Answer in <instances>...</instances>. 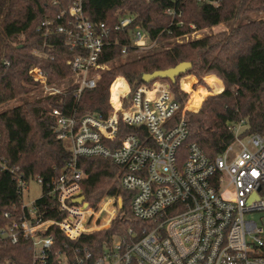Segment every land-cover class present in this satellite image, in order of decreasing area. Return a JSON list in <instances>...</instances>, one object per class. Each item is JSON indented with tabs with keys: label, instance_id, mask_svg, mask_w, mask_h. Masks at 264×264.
<instances>
[{
	"label": "trees",
	"instance_id": "trees-1",
	"mask_svg": "<svg viewBox=\"0 0 264 264\" xmlns=\"http://www.w3.org/2000/svg\"><path fill=\"white\" fill-rule=\"evenodd\" d=\"M75 1L0 0V106L39 93L33 100L0 113V233L28 215L19 179L27 184L42 180L44 194L34 202L42 220L64 217L46 194L47 184L60 174L71 156L56 138L52 112L57 109L65 115L107 114L111 108L110 86L118 77L125 78L135 90L148 84L143 81L145 74L190 62L192 68L177 77L175 83L165 81L170 83L181 108L188 102V92L192 93L189 108L198 109L204 101L197 112H185L187 142L198 144L209 157H216L232 144L235 135L231 125L245 121L243 136L264 134V20L249 21L186 43L177 42L197 31L264 13V0H89L85 16L93 23L107 18L106 29L110 30L99 64L113 66L103 71L96 88L84 91L80 99L75 98L73 86L62 94L45 95L24 84L29 70L37 68L47 76L49 85L61 84L73 76L68 61L80 51L66 45L65 34L44 37L38 27L46 20L67 26L68 10ZM125 17H132L133 22L115 31L114 26ZM136 29H143L162 48L122 62L124 47L128 55L136 52L131 47ZM188 74L197 76L201 84L205 75H216L224 90L218 79L208 78L214 90L222 92L205 99L206 90L193 91L194 78L185 77L184 91L179 81ZM39 81L33 71L27 83ZM78 167L84 173L83 195L92 207H97L105 196L122 199L123 207L113 225L76 241H70L58 227H49L40 233L54 240L45 263L37 260L32 242L23 234H18L16 243L0 237V264H61L59 253L67 255L70 264H94L115 237L125 236L130 227L139 228L140 222L130 211L131 196L119 185L121 169L103 158H80ZM86 254L90 255L88 259Z\"/></svg>",
	"mask_w": 264,
	"mask_h": 264
},
{
	"label": "built area",
	"instance_id": "built-area-1",
	"mask_svg": "<svg viewBox=\"0 0 264 264\" xmlns=\"http://www.w3.org/2000/svg\"><path fill=\"white\" fill-rule=\"evenodd\" d=\"M88 1L74 2L67 26L46 20L38 27L44 37L65 34L66 45L79 49L68 61L72 83L49 85L45 74L31 68L26 86L45 95L62 94L73 86L76 99L96 88L99 71L107 66L99 59L110 30L107 18L93 23L85 16ZM132 22V17L122 18L114 30ZM152 43L143 29L132 33L131 47L136 51ZM127 51L124 47L123 54ZM33 71L40 81L29 85L26 81ZM119 80L126 88L120 87L114 97L112 87ZM109 104L107 114L65 115L53 110L56 138L71 156L47 184L46 194L64 217L42 220L34 202L31 207L23 202L28 215L0 237L16 243L18 234H23L32 242L37 260L45 263L54 240L40 233L49 227H58L70 241L109 228L122 209V199L106 196L100 208L92 207L83 195L84 173L78 167L80 158H103L121 169L119 185L130 194V211L140 225L114 238L94 264H264V134L244 135L245 144L246 122L231 125L232 144L209 157L198 144L187 142L188 108H181L165 80L131 90L125 78L118 77L110 86ZM37 182L43 196L42 180ZM28 184L18 181L22 199ZM58 256L61 264H70L67 255Z\"/></svg>",
	"mask_w": 264,
	"mask_h": 264
},
{
	"label": "rangeland",
	"instance_id": "rangeland-1",
	"mask_svg": "<svg viewBox=\"0 0 264 264\" xmlns=\"http://www.w3.org/2000/svg\"><path fill=\"white\" fill-rule=\"evenodd\" d=\"M261 19L264 20V13H255V14H252V15L246 17V18H242V19H240V20H238V21L231 22V23H229V24H222V25H220V26H218V27L206 28V29H203V30L197 31V32L191 34L189 37L181 38V39H180L179 41H177V42H178V43H186V42H188V41H190V40H196V39H200V38H203V37H205V36H208V35H215V34H218V33L222 32V31H226V30H228V29H230V28H232V27H236V26L241 25V24H246V23H248L249 21L261 20ZM161 48H162V47H161L160 45L155 44V43H152L148 48H146V49H144V50H137L136 52H134V53L131 54V55H128V54L125 55V56L122 58L121 61H122V62H125V61L130 60V59H133V58H138V57L143 56V55H148V54H151V53L156 52L157 50H160ZM112 66H113V64H109V65H107L103 70H100L99 73L101 74L103 71L111 69ZM185 77H192V78H194V80L196 81L195 85L193 86V90H197L198 88H202V89H205V90H206L207 95H206L205 99H206L207 97H209V96L217 95V94L221 93V92L224 90L223 82H222V81H221L216 75H213V74H208V75H205V76L203 77L202 80H203L204 84H201V83L199 82V78H198L197 76L193 75V74H188V75L183 76V77L180 79V81H179V85H180V88H181L182 90H183V88H182V80H183ZM208 78H216V79H218V80L221 82V84L223 85V89H222V91H221V92H217V91H215L214 88H213V87L210 85V83L208 82ZM26 83H27V81H26ZM71 83H72V80H71V79H68V80H65L64 82H62V83L59 84V85H60L61 87H66V86H69ZM27 84H29V83H27ZM29 85H31V84H29ZM37 90H38V89H37ZM39 91H40V90H39ZM41 92H42V91H41ZM186 92H187V91H186ZM37 95H39L38 92L33 93V94H31V95H29V96H27V97L21 98V99H14V100H12V101H9V102H7V103H5V104H3V105L0 106V113H3V112H5V111H7V110H9V109H12V108H14V107H17V106L23 104L25 101L33 100ZM188 95H189V98H188V102H187V104H186V107L188 108L187 110L190 109L189 111H192L191 108H189V106H188V103H189V101H190V99H191V95H192V93H189V92H188ZM205 99H204V100H205ZM203 102H204V101H203ZM203 102H202V104H203ZM202 104L200 105V108H201ZM200 108L195 109L193 112H197L198 110H200ZM242 142L246 144V143L248 142V137L243 136V137H242ZM27 187H28V191H25V192H24V195H23V202H24V204H25L27 207H31V204H32L33 202H35L36 200H38V199L41 197V195H42V188H41V186L39 185V183H38L37 181H35V180L30 181ZM105 198H106V196H105V197H104V198L98 203L97 208H98V207H99V208L101 207V204H102V202H103V200H104ZM116 198H120V197H116ZM122 207H123V202H122ZM117 216H118V213H117L116 217H117ZM251 216H252L251 219H257V216H258V215H251ZM116 217H115V218H116ZM115 218H114V219H115ZM113 222H114V220H113ZM113 222H112L111 226L113 225ZM111 226H110V227H111ZM110 227H109V228H110ZM109 228H107V229H109ZM101 230H102V229H101ZM101 230H99V231H101ZM96 232H97V231H96ZM115 238H116V237H115Z\"/></svg>",
	"mask_w": 264,
	"mask_h": 264
},
{
	"label": "water",
	"instance_id": "water-1",
	"mask_svg": "<svg viewBox=\"0 0 264 264\" xmlns=\"http://www.w3.org/2000/svg\"><path fill=\"white\" fill-rule=\"evenodd\" d=\"M191 68L192 64L190 62H182L179 63L177 66L167 70L155 71L151 74H145L143 76V81L145 83H150L156 79H168L172 83H175L177 77H179L181 74L186 73Z\"/></svg>",
	"mask_w": 264,
	"mask_h": 264
},
{
	"label": "bare ground",
	"instance_id": "bare-ground-1",
	"mask_svg": "<svg viewBox=\"0 0 264 264\" xmlns=\"http://www.w3.org/2000/svg\"><path fill=\"white\" fill-rule=\"evenodd\" d=\"M125 87L126 88V85L123 83V81H121V80H119V81H117L114 85H113V87H112V92H113V94H114V97H116V94H117V91H118V89L120 88V87Z\"/></svg>",
	"mask_w": 264,
	"mask_h": 264
},
{
	"label": "crops",
	"instance_id": "crops-1",
	"mask_svg": "<svg viewBox=\"0 0 264 264\" xmlns=\"http://www.w3.org/2000/svg\"><path fill=\"white\" fill-rule=\"evenodd\" d=\"M196 81L194 82L193 86L195 85ZM202 89V88H201ZM192 90H193V87H192ZM205 90V89H204ZM194 91V90H193Z\"/></svg>",
	"mask_w": 264,
	"mask_h": 264
}]
</instances>
